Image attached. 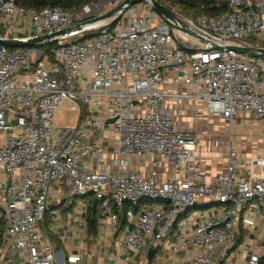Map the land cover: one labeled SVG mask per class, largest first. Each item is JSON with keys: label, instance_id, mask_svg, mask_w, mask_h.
I'll use <instances>...</instances> for the list:
<instances>
[{"label": "built area", "instance_id": "obj_1", "mask_svg": "<svg viewBox=\"0 0 264 264\" xmlns=\"http://www.w3.org/2000/svg\"><path fill=\"white\" fill-rule=\"evenodd\" d=\"M225 1L227 12L215 17L184 16L165 4L171 27L148 1L95 26L72 9H24L2 0L6 30L30 20L29 36L20 40L54 37L28 49L0 45V264H57L56 246L41 230L52 184L67 187V207L77 198L97 199L112 227L119 224L113 209L127 204L122 255L173 239L170 251L183 254V264H231L252 209L262 210L264 237V156L251 159L246 173L229 144L223 170L207 176L194 155L195 134L177 130L165 106L194 101L229 125L247 116L264 122V57L236 50L264 52V0ZM49 44L56 46L48 54L39 49ZM64 103L80 116L69 128L54 123ZM109 120L115 172L92 169L104 147L87 141ZM129 157L150 159L149 173L127 170ZM157 159L172 163V179L159 176ZM198 208L216 214L188 235L185 219ZM246 257L245 264H264V239Z\"/></svg>", "mask_w": 264, "mask_h": 264}, {"label": "crops", "instance_id": "obj_2", "mask_svg": "<svg viewBox=\"0 0 264 264\" xmlns=\"http://www.w3.org/2000/svg\"><path fill=\"white\" fill-rule=\"evenodd\" d=\"M11 31L0 26L3 34L2 39L20 40L28 38L31 31L30 20L27 16L14 24ZM188 90H191L189 87ZM171 111V119L175 128L179 131L192 132L196 136V151L194 153L197 163L202 173L209 177H214L224 168V155L229 144L235 146L239 153V166L247 173L249 171V161L254 158L264 156V122H258L256 118L247 116L234 120L230 125L218 117L209 116L204 103L194 101L183 105L168 100L165 104ZM73 114V113H72ZM76 122L78 115L74 114ZM99 120L103 115L97 116ZM75 122V123H76ZM75 125V124H74ZM237 125H244V132L248 138L237 132ZM73 126V125H72ZM67 126V128L72 127ZM233 126V134L229 135L228 128ZM227 136H233L236 142L227 141ZM242 136V137H237ZM260 136V137H259ZM261 138V139H260ZM87 141L97 142L104 147L101 164L98 167L92 165V169L101 168L108 172H115L116 168L110 164L116 158V136L107 124L101 125L97 130L90 132ZM127 170L133 171L141 176H146L151 167V160L148 158L129 157L127 158ZM156 167L162 179H172V163L157 159ZM255 171V170H254ZM0 178L3 176L0 174ZM68 193L66 186L62 184H52L50 187L51 206L50 211L45 216V221L41 225L42 237L51 241L57 250V264H61L58 256L65 264H183L185 257L183 254L173 256L170 247L174 240L170 239L156 250V254L151 261L147 260L149 249H144L137 254L127 253L122 255L119 251L120 242L125 235L126 222L119 221L117 227H112L108 222V215L103 212L100 203L98 204L97 234L89 237L86 230L85 212L83 205L71 207L66 206L65 198ZM2 191L0 190V199ZM195 213L189 212L185 219V231L190 235L197 222L216 214L215 209L198 208ZM262 210L252 209L246 216L245 222L240 229V239L238 252L233 254L231 264H245L246 255L253 250H259L264 239L260 232L262 220L260 219ZM49 218V221H48ZM45 222L47 223L45 228ZM252 222V223H251ZM257 238L259 241H257Z\"/></svg>", "mask_w": 264, "mask_h": 264}, {"label": "trees", "instance_id": "obj_3", "mask_svg": "<svg viewBox=\"0 0 264 264\" xmlns=\"http://www.w3.org/2000/svg\"><path fill=\"white\" fill-rule=\"evenodd\" d=\"M159 4L177 5L182 10L193 12L194 16L215 17L227 12L226 1L218 0H156ZM86 0H16V6L24 9L40 10L45 7H58L63 9L75 10L83 5ZM3 31L0 26V35ZM56 44L41 46L39 49L48 54V49L53 48ZM98 206V205H97ZM127 209V204H123L120 208L115 207L113 213L119 216L120 223L125 222L124 213ZM86 230L89 237H94L97 234L98 208H93V200L88 202L85 210Z\"/></svg>", "mask_w": 264, "mask_h": 264}, {"label": "rangeland", "instance_id": "obj_4", "mask_svg": "<svg viewBox=\"0 0 264 264\" xmlns=\"http://www.w3.org/2000/svg\"><path fill=\"white\" fill-rule=\"evenodd\" d=\"M122 1L124 0H86V2L79 6L78 8H76L74 11L75 13H78L79 15L83 14V22H88L91 20H94L95 18L101 17L103 16L106 12H109L110 10L114 9L117 5H119ZM218 1H224V0H218ZM168 5H171L169 3H167ZM177 9H179L182 12V15L184 16H188V15H193V12H188V11H184L181 9V7L177 6V5H171ZM116 15H113L111 17V19H113ZM104 25V24H103ZM102 26V25H99ZM76 39H73L72 41H75ZM76 117L74 114H72L69 110H68V103H64L63 105V110L59 111L56 113L55 115V119H54V123L56 126H72L75 124ZM257 120V119H255ZM258 122H261L260 120H257ZM244 125H237V132L244 136L245 139L248 138V135H246L247 132H244ZM228 134L231 135L233 134V126H230L228 128ZM242 136H237V137H242ZM230 137L233 136H227V141L230 142ZM260 137V136H259ZM261 139V138H260ZM231 142L235 143L236 139L233 137L231 139ZM256 173L259 172L258 169H255ZM88 201H91L88 198H84V199H75V205L74 206H78V205H87ZM104 205V204H103ZM196 211H199L197 209H193L191 210V213H195ZM184 219V218H183ZM181 221H184V220ZM49 221V218H48ZM47 223L45 222V228H46ZM163 254L161 252H158L156 254V261H158V257L162 256Z\"/></svg>", "mask_w": 264, "mask_h": 264}, {"label": "water", "instance_id": "obj_5", "mask_svg": "<svg viewBox=\"0 0 264 264\" xmlns=\"http://www.w3.org/2000/svg\"><path fill=\"white\" fill-rule=\"evenodd\" d=\"M150 2L154 11L159 14L160 17L163 18V20L169 25V26H173L170 22V20L173 18V14L170 11L169 8L166 7V5H161L159 4L156 0H124L122 1L119 5H117L114 9L110 10L109 12H106L103 16L95 18L94 20L88 21L86 23H90V22H97L101 19H105L108 17H111L112 15H116L119 13H122L126 10H128L129 8L142 4L144 2ZM2 4V0H0V5ZM182 29L186 32H188L189 34H192L190 32V30L184 25V24H180ZM193 35V34H192ZM51 37H54V35L52 36H40L34 39H30L27 41H22V40H9V39H2L0 38V45L8 48V49H28V48H32L35 44L38 43H42V42H46L48 39H50ZM239 53L244 54V55H248L251 57H256V58H261L264 57V52H260L257 50H253V49H236ZM114 120H109L108 122H106V124L112 123ZM101 203L98 202L97 199L93 200V208L97 207V205ZM156 254V250L155 249H149L148 253H147V260L151 261L154 257V255ZM58 260L59 262L62 263V258L61 255L58 256Z\"/></svg>", "mask_w": 264, "mask_h": 264}, {"label": "bare ground", "instance_id": "obj_6", "mask_svg": "<svg viewBox=\"0 0 264 264\" xmlns=\"http://www.w3.org/2000/svg\"><path fill=\"white\" fill-rule=\"evenodd\" d=\"M112 16H113V15H112ZM112 16H111V17H112ZM111 17H108V18H105V19H101V20H99L98 22L95 21V22H93V23H96L95 26L103 25V24H105V23L111 21V20H112ZM89 26H90V25H89Z\"/></svg>", "mask_w": 264, "mask_h": 264}]
</instances>
